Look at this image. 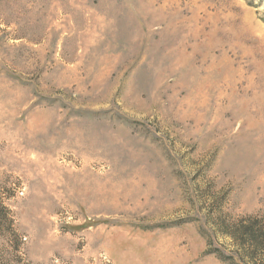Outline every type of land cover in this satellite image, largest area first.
Here are the masks:
<instances>
[{
  "label": "rangeland",
  "instance_id": "obj_1",
  "mask_svg": "<svg viewBox=\"0 0 264 264\" xmlns=\"http://www.w3.org/2000/svg\"><path fill=\"white\" fill-rule=\"evenodd\" d=\"M0 201V264H264V0H0Z\"/></svg>",
  "mask_w": 264,
  "mask_h": 264
},
{
  "label": "trees",
  "instance_id": "obj_2",
  "mask_svg": "<svg viewBox=\"0 0 264 264\" xmlns=\"http://www.w3.org/2000/svg\"><path fill=\"white\" fill-rule=\"evenodd\" d=\"M223 232L226 235L231 236L236 241L242 238V245H248L249 253L244 254L247 257H257L258 255L264 254V225H244L238 224L234 229L231 230L229 228H225L223 226ZM0 235L8 236L10 235L12 238L18 239L16 231L13 229V219L10 216L9 208L0 201ZM17 237V238H16ZM218 251V250H217ZM220 257L225 261L230 262L231 264H238L233 256L227 254H220ZM4 255L1 254L0 251V262L3 261Z\"/></svg>",
  "mask_w": 264,
  "mask_h": 264
}]
</instances>
